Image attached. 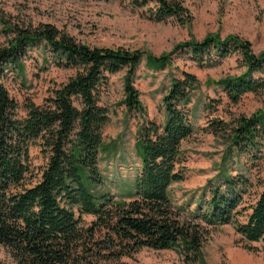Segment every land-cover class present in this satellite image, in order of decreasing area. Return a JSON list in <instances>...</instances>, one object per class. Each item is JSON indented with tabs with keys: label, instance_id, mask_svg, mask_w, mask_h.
<instances>
[{
	"label": "trees",
	"instance_id": "trees-1",
	"mask_svg": "<svg viewBox=\"0 0 264 264\" xmlns=\"http://www.w3.org/2000/svg\"><path fill=\"white\" fill-rule=\"evenodd\" d=\"M155 2L158 21L170 17L184 23L187 10L181 3ZM5 33L7 44L0 46V245L17 264H111L144 248L176 250L187 264H206L203 245L210 229L229 224L247 245L260 243L264 253V182L255 204L243 206L253 186L247 164L255 168L263 158L264 108L210 124V133L226 141L223 164L193 211L177 206L171 188L186 179L182 145L194 133L189 107L201 87L196 75L183 72L162 99L163 123L147 121L138 129L140 169L117 196L100 168L103 157L114 151L104 140L111 118L103 96L111 76L125 71L121 104L128 112L144 113L135 85L144 53L91 47L47 23L7 26ZM35 48L50 55L44 56L46 64L76 73L52 90L44 105L30 103L21 118L5 82L11 72L23 73L24 60ZM234 53L241 56L244 72L216 81V87L233 104L248 94L264 95V52L256 54L249 41L235 36L191 40L167 55L147 56L145 65L158 72L173 66V56L188 55L198 67H207ZM37 144L47 163L32 184L30 149ZM85 215L95 217L88 226Z\"/></svg>",
	"mask_w": 264,
	"mask_h": 264
},
{
	"label": "rangeland",
	"instance_id": "rangeland-1",
	"mask_svg": "<svg viewBox=\"0 0 264 264\" xmlns=\"http://www.w3.org/2000/svg\"><path fill=\"white\" fill-rule=\"evenodd\" d=\"M169 1L181 3L187 10L184 23L170 17L158 21L155 0H0V46L7 44V26L22 28L47 23L91 47L139 50L144 53L145 60L149 55L161 57L180 44L191 40L203 41L213 35L221 39L235 36L249 41L256 54L264 52V0ZM44 56L49 58L50 55L35 48L24 60L23 73L11 72L5 82L19 106L21 118L27 116L30 103L44 105L52 90L76 73L75 70L46 64ZM172 59L174 64L171 68L158 72L148 69L144 60L135 83L145 109L143 114L128 112L121 104L125 71L111 76L102 104L109 108L111 118L104 128V140L114 151L111 156L103 157L100 168L113 194L119 196L131 186L140 169L139 159L135 156L138 129L147 121L163 123L162 99L172 79L182 78L185 71L192 73L201 84L200 89L193 93L189 107L194 133L182 145L186 179L172 186L171 197L175 205H185L193 211L204 187L221 168L225 154L226 141L221 134L218 137L210 133V124L215 120L230 122L239 115L253 114L264 108V95L248 94L238 104H233L221 88L216 87V81L244 72L241 56L237 53L207 67H198L188 55H175ZM46 163L47 158L38 144L32 146L30 183L38 181L40 170ZM256 164L255 168L247 164L253 186L244 197L243 206L246 208L255 204L263 190L264 151L262 160ZM231 168L234 170L236 167ZM83 220L88 226L95 217L85 215ZM245 220V217H239L240 222ZM210 230L203 245L206 264H264L262 245H247L233 224ZM0 261L17 264L9 250L1 245ZM111 264L187 263L179 251L144 248Z\"/></svg>",
	"mask_w": 264,
	"mask_h": 264
}]
</instances>
